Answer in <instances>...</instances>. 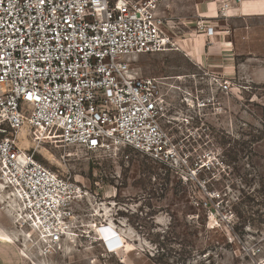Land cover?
<instances>
[{
	"label": "rangeland",
	"instance_id": "obj_1",
	"mask_svg": "<svg viewBox=\"0 0 264 264\" xmlns=\"http://www.w3.org/2000/svg\"><path fill=\"white\" fill-rule=\"evenodd\" d=\"M185 29L167 28L173 44L196 34ZM254 39L249 48L257 54L264 37ZM174 46L141 55L134 66L141 75L157 78L160 96L173 105L181 103L190 116V124L180 115L171 123L169 117L162 121L177 140L184 161L177 158L168 167L132 150L87 152L63 145L56 131L25 126L28 131L21 129L22 138L21 130L18 134L21 147L78 186L73 199L76 219L68 224L73 228L66 229L76 234V242L62 238L51 249L39 243L37 234L24 236L29 227H19L8 199H0V264H239L228 214L239 234L246 235L247 229L261 237L264 61L255 58L243 72L211 76L190 57V48L186 54ZM215 77L229 79L230 90L222 96L214 92L219 106L215 101L199 111L196 101L209 93L206 83ZM183 98L191 100L187 108ZM103 226L114 230L120 241L113 253L95 240Z\"/></svg>",
	"mask_w": 264,
	"mask_h": 264
},
{
	"label": "built area",
	"instance_id": "obj_2",
	"mask_svg": "<svg viewBox=\"0 0 264 264\" xmlns=\"http://www.w3.org/2000/svg\"><path fill=\"white\" fill-rule=\"evenodd\" d=\"M157 1L0 0V175L8 187L20 188L31 211L47 217L55 239L75 217L78 186L21 147L18 134L25 126L56 131L63 145L87 152L132 150L168 167L177 158L184 161L162 123L180 115L190 124L183 105L160 96L157 78L125 74L135 56L173 45ZM219 79L207 81L209 93L196 101L199 111L214 106V92L228 94L230 80ZM226 218L239 264H264V221L261 237H254L247 229L246 235L235 230L232 214Z\"/></svg>",
	"mask_w": 264,
	"mask_h": 264
},
{
	"label": "crops",
	"instance_id": "obj_3",
	"mask_svg": "<svg viewBox=\"0 0 264 264\" xmlns=\"http://www.w3.org/2000/svg\"><path fill=\"white\" fill-rule=\"evenodd\" d=\"M224 3L227 7L222 9ZM157 4V13L167 20L168 28L196 31V34L178 39L173 46L186 54V49L190 48L205 74L230 76L246 70L249 61L255 58L264 61V39L259 43L261 48L257 54L249 48L254 37H264V0H239L236 3L226 0H158ZM198 26L209 27L212 31L202 33ZM261 71L257 72L264 75V70Z\"/></svg>",
	"mask_w": 264,
	"mask_h": 264
},
{
	"label": "bare ground",
	"instance_id": "obj_4",
	"mask_svg": "<svg viewBox=\"0 0 264 264\" xmlns=\"http://www.w3.org/2000/svg\"><path fill=\"white\" fill-rule=\"evenodd\" d=\"M122 2L123 0H119V5ZM168 50L169 48L163 49V51H168ZM140 56L141 55L135 56L133 59V62H134L133 65H129V67H127L125 71V74L128 77H130V79H132V77L134 76L141 75L136 69V67L134 66ZM196 56L197 55L195 54H191L190 57L195 59ZM185 101L191 102L189 98H185ZM22 129L28 131V129L26 128L25 129L22 128ZM23 130L20 131L21 138H22ZM7 183H8L7 179L4 178L2 175H0V189H1L0 199H8L7 204L14 211V218H15V221L19 224V227L22 228L25 224H26L25 226L29 227V230H28L29 232H24L23 233L24 236H30L31 233L37 234L39 243L44 242V244H48L51 249H56L57 244H59V240H61L62 238L76 242L74 240V238L76 237V234L70 231H66V229H69L70 227L68 225L70 221L68 223H65L64 225V229L65 228L66 229L62 233L63 237L62 238L57 237L55 239L54 234H53V229H54L53 225L48 222L47 217L46 216L42 217L35 209L31 211L28 208V202L24 198L19 187L9 186L8 191H7L6 190V188L8 187ZM73 218L74 216L71 219ZM72 228L73 227H70V229ZM96 235L97 236H95V240L103 242L106 252L113 253L115 250H117L120 247V241L117 237V234L111 228L107 226H103L98 230V233ZM63 249L67 251L69 249V246H65L63 247Z\"/></svg>",
	"mask_w": 264,
	"mask_h": 264
}]
</instances>
